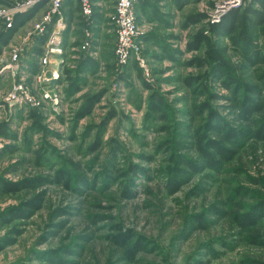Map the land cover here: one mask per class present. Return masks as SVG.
Masks as SVG:
<instances>
[{
	"label": "rangeland",
	"instance_id": "1",
	"mask_svg": "<svg viewBox=\"0 0 264 264\" xmlns=\"http://www.w3.org/2000/svg\"><path fill=\"white\" fill-rule=\"evenodd\" d=\"M26 1L0 0V8ZM215 1L139 0L138 19L150 30L144 43L150 82L135 61L117 78L110 24L92 67L80 75L82 65L66 56L73 68L63 73L59 114L50 107L15 113L0 107V264H264V141L253 136L264 122V63L211 35L205 19ZM49 7L48 1L32 15L16 16L10 31L0 16V68L10 46L22 45ZM71 7L75 26H83L80 1ZM192 17L201 19L192 23ZM203 31L206 43L191 49ZM253 35L264 51V25ZM47 42L39 39L24 54L29 74L38 70ZM221 47L223 60L216 54ZM12 83L0 75V106ZM153 92L164 100L158 112L149 108ZM97 94L91 114L79 117L84 101ZM236 98L263 109L244 117ZM205 104L217 121L205 109L195 122ZM215 122L224 132L206 127ZM198 126L231 150L216 168L201 155L207 145L198 143ZM230 129L243 132L236 144L225 142ZM133 164L144 171L132 172ZM61 170L69 180L60 179ZM33 180L32 187L3 190ZM171 182L180 183L177 191ZM17 212L32 215L14 218ZM252 215L257 221L245 225Z\"/></svg>",
	"mask_w": 264,
	"mask_h": 264
},
{
	"label": "built area",
	"instance_id": "2",
	"mask_svg": "<svg viewBox=\"0 0 264 264\" xmlns=\"http://www.w3.org/2000/svg\"><path fill=\"white\" fill-rule=\"evenodd\" d=\"M50 2L48 11L40 20L33 23L25 41L20 46H10L8 61L0 68V75H10L13 79L9 91L3 94L1 106L4 110H12V113L30 110L46 109L50 107L56 114L60 113L63 102L60 86L63 83L65 68L72 69L65 62L66 44L65 34L71 22L69 6L72 0H27L10 8H0V16L5 20L7 29L13 30L16 16L33 14L45 2ZM81 4V16L85 20L83 24L84 39L80 45L74 48L78 55H72L80 61L91 58L95 60L99 54L100 43L94 36L92 24L94 20L96 4L94 0H79ZM253 0H216L206 13L205 22L208 25L220 23L224 16L231 10L245 6ZM139 0H117L112 12L108 14L110 24L116 32V45L114 56L118 63L117 78L122 79L124 73L132 62L139 64L144 71L146 81L150 82V70L144 57V43L150 30L146 24L138 19L136 7ZM202 12L204 10H201ZM209 32H206L208 34ZM48 37L47 45L40 49L38 70L31 75L26 72L23 56L39 39ZM35 45V44H34ZM33 80V84L29 83ZM14 111V112H13ZM64 130V128H63Z\"/></svg>",
	"mask_w": 264,
	"mask_h": 264
},
{
	"label": "trees",
	"instance_id": "3",
	"mask_svg": "<svg viewBox=\"0 0 264 264\" xmlns=\"http://www.w3.org/2000/svg\"><path fill=\"white\" fill-rule=\"evenodd\" d=\"M29 15H32V14H29ZM201 17L203 18L204 16L201 15ZM200 19H198L197 17H192L190 18V21L192 23H196ZM262 25H264V0H253L251 3L246 4L245 6L231 10L229 13H227L224 16V18L222 19L220 23H217L215 25H209L210 26L209 32L211 33L212 36H216L217 38H222V37L229 38L234 43V45H236L235 47L236 49H239L240 46L244 48V55L247 58L251 59L254 56L255 62L264 63V51H262L259 48V45L257 43H254V38H253L254 36L253 31L258 26L262 27ZM3 37L5 36H2V42L4 44V42H6L7 40H5L6 38L3 39ZM206 41H207V34H205L203 31L196 35V37L193 40V44L190 45V48L195 51H199L203 47L204 43H206ZM223 52H225V49L222 47L217 49L216 51L217 56L222 60L224 59L222 56ZM197 62L201 63V61L199 60ZM218 68L220 69L221 66H218ZM230 78H229L230 83H233L234 85L239 84V80H236L234 78L230 79ZM188 82L191 84V81H188ZM146 85L149 90L152 89V87L149 84H146ZM153 93L154 94H152V97L150 99L151 102H150L149 108L151 111L158 112L160 111V108L162 107L164 100L160 96L155 95V92ZM100 97H101V94H97V95L87 98V100L84 101L82 108L78 112L79 117L82 118L86 115L91 114L94 106L100 100ZM236 99H235V102L241 108L240 111L244 117L248 118L250 116H253L257 113H260L263 109L261 106H259L257 103L253 101L248 100L246 102H240L238 98ZM205 109L209 110L211 114V120L214 119L215 121H217L219 119L218 113L215 110H212V108H210L209 105L205 104L197 108V111L194 114L195 122L197 121V119L203 118ZM111 117H112V114H110L108 118L104 120L101 127H103L108 122V119ZM213 125L208 124V126L206 127L207 128L209 127L210 130H215L217 132H220V131L224 132L221 125L217 123ZM196 131H197L196 137H197L198 143L201 144L202 142L206 141L207 146L200 148L201 155L205 158V160L211 167L213 168L217 167V164L219 163V158L220 159L222 158L224 160H227L229 158L231 154V150L229 148H226L225 146L219 144V142L211 140L210 138H207L206 135L201 134L202 132H201L200 126H198ZM224 134L226 136L225 142L227 144H236L238 142V139H237L238 136L243 134V132L241 131L240 133H238V131L230 129V131H226ZM253 136L259 140L264 141V122L260 123L259 127L256 130H254ZM99 143H100L99 141L95 143L94 149H99V146H100ZM188 164L194 169H198L197 166L193 165L192 163H188ZM138 170L144 171V168L138 165H134V164L131 166L132 172H137ZM59 175L61 176V178L59 177L61 180L63 178L66 180L70 179L69 173L64 172V170L59 171ZM33 182H37V180L27 181L22 185L21 184L20 185L3 184V190H7V192L8 191H18L19 187L17 188V186H21V187L31 186L32 187L34 186ZM84 183H85V180L79 181V184H84ZM171 183H172L171 188H173L172 190L177 191L180 183H177V182H171ZM31 207L36 209L38 206L34 204ZM31 215H32V212L27 213L26 215L21 214L20 212H17L14 218H19V219L26 218ZM255 221H257L256 216H253V215L248 216L244 224L250 225L254 223Z\"/></svg>",
	"mask_w": 264,
	"mask_h": 264
},
{
	"label": "crops",
	"instance_id": "4",
	"mask_svg": "<svg viewBox=\"0 0 264 264\" xmlns=\"http://www.w3.org/2000/svg\"><path fill=\"white\" fill-rule=\"evenodd\" d=\"M111 1L112 0H94V3L96 4V7H95L96 10H95L93 24L91 27H92L94 36H97L98 43H100L99 44L100 45L99 54H101L102 45H103L101 38H102V36L109 35V32H110V30H109L110 22L108 19V14L110 13L109 7H110ZM182 5L183 4L181 2H178L176 6L179 7ZM71 6H72V3L70 4L69 9L73 10L72 9L73 7H71ZM114 6H115V4H114ZM113 9H114V7H113ZM70 15H71L70 26L68 28V32L65 34V44H66L65 57L66 56H72V55H78V52L74 51V48L78 47L80 45V43L82 42V40L78 39L79 37L76 38V36H84L82 25L79 27L75 26L72 13ZM184 28H185V26H184ZM170 36H177V35L171 34ZM178 36H186V33H183V34L180 33ZM93 61L96 62V60H93L91 58H88L85 60L81 59L80 61L75 60V62L78 65H82V68L79 71L80 75L82 74L83 71H85L84 70L85 67H88V68L92 67L90 64H92Z\"/></svg>",
	"mask_w": 264,
	"mask_h": 264
}]
</instances>
